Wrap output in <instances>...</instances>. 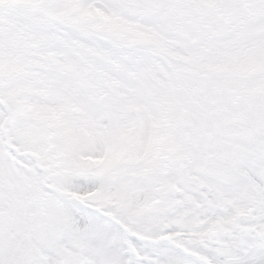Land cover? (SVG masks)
Listing matches in <instances>:
<instances>
[{
  "label": "snow or ice",
  "instance_id": "snow-or-ice-1",
  "mask_svg": "<svg viewBox=\"0 0 264 264\" xmlns=\"http://www.w3.org/2000/svg\"><path fill=\"white\" fill-rule=\"evenodd\" d=\"M0 264H264V0H0Z\"/></svg>",
  "mask_w": 264,
  "mask_h": 264
}]
</instances>
